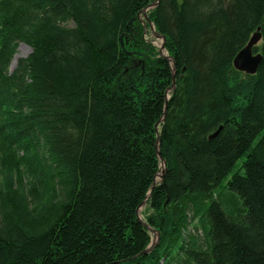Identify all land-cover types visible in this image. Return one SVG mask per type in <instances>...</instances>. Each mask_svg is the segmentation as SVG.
Wrapping results in <instances>:
<instances>
[{
	"label": "trees",
	"instance_id": "1",
	"mask_svg": "<svg viewBox=\"0 0 264 264\" xmlns=\"http://www.w3.org/2000/svg\"><path fill=\"white\" fill-rule=\"evenodd\" d=\"M0 264H264V0H0Z\"/></svg>",
	"mask_w": 264,
	"mask_h": 264
},
{
	"label": "rangeland",
	"instance_id": "2",
	"mask_svg": "<svg viewBox=\"0 0 264 264\" xmlns=\"http://www.w3.org/2000/svg\"><path fill=\"white\" fill-rule=\"evenodd\" d=\"M150 6H151V5H150ZM153 7H154V6H153ZM153 7H149V8H153ZM149 8L145 9L144 11H142V13L139 15V20H140V22L142 23V26H143V28H144V33H143V34L145 35V41H147V43H149L150 45H152V46L157 50L158 53H161V54H159V55H161V56H163L164 58L168 59V63H169V65H170V62H171V61L169 60V58H168V56H167L165 50H164V49H163V50L161 49V46H162V39L159 38V37L156 35V33H155L154 29H153L152 24H151V23L149 22V20H148V17H147L146 11H147ZM68 26H72V24H71V23H68ZM30 53H31V49H30V47L27 46V45H26L25 43H23V42H19V43L17 44L15 54H14V56H13V58H12V60H11V63H10V65H9V71L12 72V70L15 68L17 60H19V59H25ZM172 68H173V67H172ZM239 165H240V162H238L237 166H239ZM234 171H235V169H234ZM234 171H233V172H234ZM12 177H13V178H12L13 183L15 184L16 181H17V176H16V174L13 175ZM158 177H159V176H157V180L159 179ZM228 179H230V176L228 177ZM23 183L25 184L26 182L23 181ZM23 183H22V184H23ZM52 185H53V187L55 188V185H54V184H52ZM52 185L50 184V185H48V187H50V186H52ZM56 187H57V186H56ZM13 188H14V187H13ZM3 189H4L3 193H4V195H6L7 191H6V189H5L4 187H3ZM22 189H23V190H22ZM22 189H21V190H22L24 196L28 199L29 197L26 195V194H27V190H26L27 187H26V188L23 187ZM40 191H43V188H42ZM29 199H30V198H29ZM32 200H33V199H32ZM144 210H145V205H142V206L139 208V210H138V217H139V219H140L141 221H143ZM155 241H156V234H151V244H152V243H155Z\"/></svg>",
	"mask_w": 264,
	"mask_h": 264
},
{
	"label": "water",
	"instance_id": "3",
	"mask_svg": "<svg viewBox=\"0 0 264 264\" xmlns=\"http://www.w3.org/2000/svg\"><path fill=\"white\" fill-rule=\"evenodd\" d=\"M153 6L154 5H151L149 7H153ZM258 30L259 29H257V33L253 34L250 37L247 44L235 55L232 64H233V67L236 71L243 72L244 74H247V75H254L256 73L257 68H258L260 61H261V56L259 54H253V48L260 41V35L258 33ZM156 35L162 39L161 49L163 50L165 38L160 37L158 34H156ZM159 54H161V53H159ZM166 60L168 61V59H166ZM157 125H158V123L155 125V128H157ZM158 157H159V154H158ZM159 159H160V157H159ZM160 162H161V169H162V174H163L165 163L162 160ZM162 174H161V176H159V178L162 177ZM148 198H149V196L147 197V199ZM144 203L145 202H143L142 205H144ZM142 224H144V223L142 222ZM144 226L148 229L150 234H156V241H155V243H152L145 251H143L141 253V255H145V254L150 253L154 249V247L156 246V244L158 243V240H159V235L157 232L149 229L145 224H144Z\"/></svg>",
	"mask_w": 264,
	"mask_h": 264
}]
</instances>
